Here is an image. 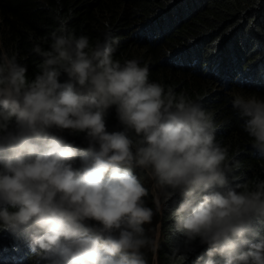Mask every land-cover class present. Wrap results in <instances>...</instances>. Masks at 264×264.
Here are the masks:
<instances>
[{"label":"clouds","instance_id":"obj_1","mask_svg":"<svg viewBox=\"0 0 264 264\" xmlns=\"http://www.w3.org/2000/svg\"><path fill=\"white\" fill-rule=\"evenodd\" d=\"M53 19L48 46L30 49L41 57L34 79L0 45V230L22 231L36 264H148L144 250L155 253L158 241L143 226L161 201L155 212L147 206L132 170L139 166L155 189L172 190L166 198L183 194L170 218L189 251L197 240L208 246L196 264H264V236L254 228L264 218V180L233 186L229 176L239 180L243 165L217 140L214 113L151 81L147 63L117 59L107 21L93 41L59 11ZM112 106L124 130L109 133ZM232 106L264 154V99L237 94ZM54 128L86 132L87 151Z\"/></svg>","mask_w":264,"mask_h":264},{"label":"trees","instance_id":"obj_2","mask_svg":"<svg viewBox=\"0 0 264 264\" xmlns=\"http://www.w3.org/2000/svg\"><path fill=\"white\" fill-rule=\"evenodd\" d=\"M56 11L69 17L77 35H87L93 41L105 31L107 21L119 38L117 59H138L142 66L147 63L151 81L173 86L177 93L193 99L199 97L203 107L214 113L219 126L217 140L230 153H239L237 159L243 165L236 173L239 180L232 181L229 176L233 186L264 180V154L253 146L254 140L242 127L244 120L232 106L237 94L264 99V0H0V45L10 54H19L17 62L27 68L29 80L34 79L41 62L30 49L34 42H43L55 26ZM43 46L48 43L43 42ZM59 79L63 83L68 78L62 74ZM105 121L109 133L124 130L115 106L108 109ZM14 127L13 121L10 128ZM50 131L87 151L86 132ZM130 136L135 138V133L130 132ZM132 170L148 189L144 199L155 212V181L139 166ZM165 191L172 190L158 189L160 211L151 224L143 226L158 241L155 253L144 250L148 264H178L182 255L186 256L183 264H196L199 256H206L208 246L197 240L193 250L186 248V238L175 230V220L170 218L183 194L176 192L166 198ZM254 228L264 236V218L256 221ZM0 264H36L22 231L0 230Z\"/></svg>","mask_w":264,"mask_h":264},{"label":"rangeland","instance_id":"obj_3","mask_svg":"<svg viewBox=\"0 0 264 264\" xmlns=\"http://www.w3.org/2000/svg\"><path fill=\"white\" fill-rule=\"evenodd\" d=\"M214 72H216V71H214ZM223 76V75H222ZM226 87L224 86H218V89H220V90H222V89H224L225 91H228V90H226L225 89ZM154 185H155V182L153 183V193H154V195L157 197V195H158V189H155L154 188Z\"/></svg>","mask_w":264,"mask_h":264},{"label":"bare ground","instance_id":"obj_4","mask_svg":"<svg viewBox=\"0 0 264 264\" xmlns=\"http://www.w3.org/2000/svg\"><path fill=\"white\" fill-rule=\"evenodd\" d=\"M246 62V61H245ZM240 64V63H239ZM234 76V75H233ZM264 78V77H263ZM253 79V78H252ZM253 82V81H252Z\"/></svg>","mask_w":264,"mask_h":264}]
</instances>
